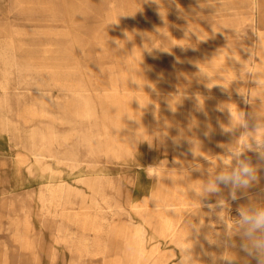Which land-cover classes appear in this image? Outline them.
<instances>
[{
    "label": "rangeland",
    "instance_id": "rangeland-1",
    "mask_svg": "<svg viewBox=\"0 0 264 264\" xmlns=\"http://www.w3.org/2000/svg\"><path fill=\"white\" fill-rule=\"evenodd\" d=\"M261 121L264 0H0V264H255Z\"/></svg>",
    "mask_w": 264,
    "mask_h": 264
},
{
    "label": "clouds",
    "instance_id": "clouds-1",
    "mask_svg": "<svg viewBox=\"0 0 264 264\" xmlns=\"http://www.w3.org/2000/svg\"><path fill=\"white\" fill-rule=\"evenodd\" d=\"M125 35L127 36V33H125ZM117 43L118 42L116 41V44ZM256 83L257 86L260 85L259 80H256ZM245 102L249 103L250 101L246 99ZM238 114L240 117H245L244 112H238ZM247 126V121L237 123V127ZM253 127L264 128V121L255 123ZM245 150L255 152L256 159L259 164H264V142L256 141L255 148H253L251 144H243L237 150H230L232 161L227 159L223 161L225 165L229 166L230 171L219 172L214 178L203 182L201 185L202 190L197 192V194H219V186L223 185L231 189V200L235 202L237 200V190L242 192L243 190L252 188L253 185L260 179L258 171H260L261 168L253 165L252 160L245 156ZM222 203L223 202L221 201V204ZM237 215L239 251L246 257H249L250 260H254L255 264H264V208H238ZM191 228L196 229L194 225H192ZM192 247L181 249L180 264H185L186 259L187 264H191V261L193 260L191 251ZM227 262L228 264H234L235 260L228 258Z\"/></svg>",
    "mask_w": 264,
    "mask_h": 264
}]
</instances>
